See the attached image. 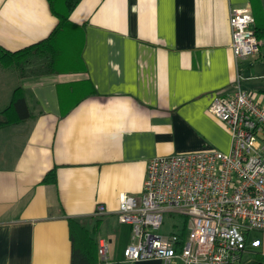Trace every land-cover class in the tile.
Segmentation results:
<instances>
[{"label":"crops","instance_id":"crops-1","mask_svg":"<svg viewBox=\"0 0 264 264\" xmlns=\"http://www.w3.org/2000/svg\"><path fill=\"white\" fill-rule=\"evenodd\" d=\"M234 8L251 12L250 0H79L69 19L82 28L81 69H0V111L19 86L30 112L0 127V264H70L68 218L97 224L92 235L114 261L131 238L118 198L141 194L149 158L229 151L224 123L207 109L213 97L239 87L264 107V38L257 53L235 57ZM57 22L48 0H0V46L43 40ZM52 169L55 181L44 182ZM98 204L105 213H94ZM256 260L264 264L262 230L248 232L238 264Z\"/></svg>","mask_w":264,"mask_h":264},{"label":"built area","instance_id":"built-area-1","mask_svg":"<svg viewBox=\"0 0 264 264\" xmlns=\"http://www.w3.org/2000/svg\"><path fill=\"white\" fill-rule=\"evenodd\" d=\"M253 21L247 8L230 12V46L237 58L259 51ZM207 109L224 123L229 151L148 159L141 194L118 198L117 218L131 233L122 250L125 262L156 258L169 264L178 258L183 264H238L248 232L264 231V107L237 87L232 94L214 96ZM164 211L185 216L183 236L158 232ZM105 212L98 204L94 213ZM97 254L111 261L106 240H97Z\"/></svg>","mask_w":264,"mask_h":264},{"label":"trees","instance_id":"trees-1","mask_svg":"<svg viewBox=\"0 0 264 264\" xmlns=\"http://www.w3.org/2000/svg\"><path fill=\"white\" fill-rule=\"evenodd\" d=\"M79 0H48L51 12L58 22L49 36L17 50L0 46V67L17 71L19 77L41 76L62 71L81 69L79 50L82 28L69 19V14ZM254 19V33L258 39L264 38V9L261 0H250ZM73 68V69H72ZM30 115L22 89H13L10 102L0 111V127L28 118ZM44 182L55 181V171L50 170ZM75 218H68L69 239L71 242L70 264H122L118 261H103L97 254V241L92 232ZM185 226L178 230L183 236ZM258 264L252 261L248 264Z\"/></svg>","mask_w":264,"mask_h":264},{"label":"rangeland","instance_id":"rangeland-1","mask_svg":"<svg viewBox=\"0 0 264 264\" xmlns=\"http://www.w3.org/2000/svg\"><path fill=\"white\" fill-rule=\"evenodd\" d=\"M0 69L15 71L13 69L3 68V67H0ZM15 72L18 75L17 71ZM184 224H185V216L176 212L164 211L162 216V223L158 229V232L161 234H168L171 231H178L179 229L182 228ZM186 231H187V225H186ZM252 234L253 232L250 235ZM122 250H123L122 248L116 249V256L114 258V261H119V257H122ZM246 253H244V257L253 255V253L245 255Z\"/></svg>","mask_w":264,"mask_h":264}]
</instances>
